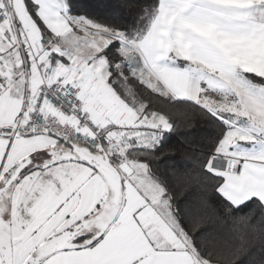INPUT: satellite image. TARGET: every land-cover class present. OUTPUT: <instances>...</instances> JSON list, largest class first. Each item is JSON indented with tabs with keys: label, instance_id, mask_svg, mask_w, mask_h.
I'll return each instance as SVG.
<instances>
[{
	"label": "snow or ice",
	"instance_id": "obj_1",
	"mask_svg": "<svg viewBox=\"0 0 264 264\" xmlns=\"http://www.w3.org/2000/svg\"><path fill=\"white\" fill-rule=\"evenodd\" d=\"M0 264H264V0H0Z\"/></svg>",
	"mask_w": 264,
	"mask_h": 264
}]
</instances>
